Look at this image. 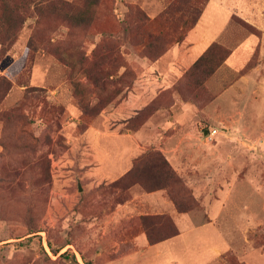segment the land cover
Instances as JSON below:
<instances>
[{
    "label": "rangeland",
    "instance_id": "1",
    "mask_svg": "<svg viewBox=\"0 0 264 264\" xmlns=\"http://www.w3.org/2000/svg\"><path fill=\"white\" fill-rule=\"evenodd\" d=\"M49 1L0 0V264H264V0Z\"/></svg>",
    "mask_w": 264,
    "mask_h": 264
},
{
    "label": "trees",
    "instance_id": "2",
    "mask_svg": "<svg viewBox=\"0 0 264 264\" xmlns=\"http://www.w3.org/2000/svg\"><path fill=\"white\" fill-rule=\"evenodd\" d=\"M63 0H50L49 3H60L62 4ZM212 51L211 48L208 49L193 65L192 71L189 73L192 76H209L212 74L220 63L214 64L211 59ZM137 169L141 168L148 170V172H153L157 175V180L154 181V186L149 189V191H155L159 189H164L169 186V184L176 179L175 172L171 168L169 162L163 157L159 152L156 153H147L142 155L137 159ZM132 172V171H131ZM131 172L128 173L130 176ZM126 176V177H128ZM155 216H144L143 224L146 228V234L151 244L159 243L163 240L168 239L169 237L154 238V228L156 227Z\"/></svg>",
    "mask_w": 264,
    "mask_h": 264
},
{
    "label": "crops",
    "instance_id": "3",
    "mask_svg": "<svg viewBox=\"0 0 264 264\" xmlns=\"http://www.w3.org/2000/svg\"><path fill=\"white\" fill-rule=\"evenodd\" d=\"M175 240L177 239H172L151 246V253H146L144 255L141 253L136 255H128L127 260H124V264H140L142 261H145V264H180L181 262H189L191 264H202L204 262V255L199 252L183 255L175 253L176 251L172 246L173 244L176 245V242H174ZM156 251L161 252L157 254V258H155L154 256V252Z\"/></svg>",
    "mask_w": 264,
    "mask_h": 264
},
{
    "label": "water",
    "instance_id": "4",
    "mask_svg": "<svg viewBox=\"0 0 264 264\" xmlns=\"http://www.w3.org/2000/svg\"><path fill=\"white\" fill-rule=\"evenodd\" d=\"M208 132H206V134H207ZM82 190V188L80 187V191Z\"/></svg>",
    "mask_w": 264,
    "mask_h": 264
}]
</instances>
